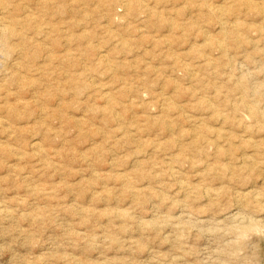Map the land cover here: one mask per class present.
Returning a JSON list of instances; mask_svg holds the SVG:
<instances>
[{"label":"rangeland","instance_id":"obj_1","mask_svg":"<svg viewBox=\"0 0 264 264\" xmlns=\"http://www.w3.org/2000/svg\"><path fill=\"white\" fill-rule=\"evenodd\" d=\"M263 198L264 0H0V264H264Z\"/></svg>","mask_w":264,"mask_h":264},{"label":"bare ground","instance_id":"obj_2","mask_svg":"<svg viewBox=\"0 0 264 264\" xmlns=\"http://www.w3.org/2000/svg\"><path fill=\"white\" fill-rule=\"evenodd\" d=\"M246 89V88H245ZM248 104V103H247ZM244 107H245V105H244ZM253 107V106H252ZM248 108V107H247ZM253 111V110H252ZM251 111V112H252ZM256 111V110H255ZM262 111V110H261ZM256 114V113H255ZM263 114V113H262ZM255 161V160H254ZM251 196V195H250ZM263 197V196H262ZM264 199V198H263ZM235 218V217H234ZM246 218V217H245ZM254 219V218H253ZM242 220V219H241ZM233 222V221H232ZM250 225V224H249Z\"/></svg>","mask_w":264,"mask_h":264}]
</instances>
